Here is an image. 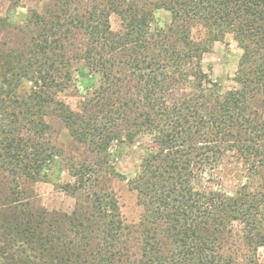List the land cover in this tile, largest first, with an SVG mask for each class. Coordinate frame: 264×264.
<instances>
[{
  "label": "trees",
  "instance_id": "16d2710c",
  "mask_svg": "<svg viewBox=\"0 0 264 264\" xmlns=\"http://www.w3.org/2000/svg\"><path fill=\"white\" fill-rule=\"evenodd\" d=\"M49 1L27 16L25 45L0 47V264H232L236 224L264 246V0ZM227 34L242 53L238 87L223 92L201 60ZM74 74L76 109L56 97ZM49 116L89 158L52 141ZM134 152L137 236L107 184ZM231 167L244 181L229 193L213 183ZM62 172L71 213L36 208L19 185Z\"/></svg>",
  "mask_w": 264,
  "mask_h": 264
},
{
  "label": "rangeland",
  "instance_id": "374dc122",
  "mask_svg": "<svg viewBox=\"0 0 264 264\" xmlns=\"http://www.w3.org/2000/svg\"><path fill=\"white\" fill-rule=\"evenodd\" d=\"M48 4H50L49 0H0V47L12 48L25 45L29 37L27 16L33 10L43 11ZM109 21L112 30H123L122 21L116 14H111ZM168 21L167 12L163 10L155 12L154 24L164 26ZM191 37L196 41H207L208 32L202 26L196 25L191 28ZM241 53L232 36L227 34L221 40L210 42L209 50L202 56V70L223 92L238 87L234 77ZM82 94L83 90L74 74L68 87L58 92L56 97L72 109H76ZM46 120L51 125L52 141L67 156L75 160L90 157L86 147L69 134L56 116L46 117ZM138 158L139 152L124 156L116 165L117 173L110 174L107 180V184L117 198L120 215L124 223L134 231V236H137L135 230L142 214V206L136 192L130 188L128 180L137 169ZM237 174H239L237 168H228L220 180H216L213 184L232 193L244 181V178H240ZM3 181L2 187H6L7 180ZM66 181H72V178L62 172L60 176H49L48 180L22 179L19 185L32 195V202L36 208L71 213L76 206V199L59 187ZM258 182V178L253 180L252 188L255 189ZM233 235V240L230 241L232 244L229 243L224 250L225 254L232 256V264H264V246L256 249L249 247L242 237V226L239 224L234 226ZM131 242H135V239Z\"/></svg>",
  "mask_w": 264,
  "mask_h": 264
}]
</instances>
